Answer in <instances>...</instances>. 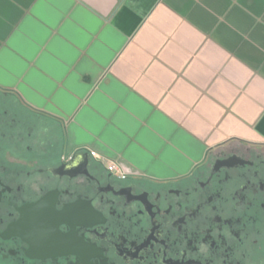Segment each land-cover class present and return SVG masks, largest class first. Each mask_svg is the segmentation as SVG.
<instances>
[{"label":"crops","instance_id":"crops-1","mask_svg":"<svg viewBox=\"0 0 264 264\" xmlns=\"http://www.w3.org/2000/svg\"><path fill=\"white\" fill-rule=\"evenodd\" d=\"M64 155L155 181L264 145V0H0V95Z\"/></svg>","mask_w":264,"mask_h":264},{"label":"flooded vegetation","instance_id":"flooded-vegetation-1","mask_svg":"<svg viewBox=\"0 0 264 264\" xmlns=\"http://www.w3.org/2000/svg\"><path fill=\"white\" fill-rule=\"evenodd\" d=\"M0 95V264H264V145L192 174L119 178L64 155Z\"/></svg>","mask_w":264,"mask_h":264},{"label":"built area","instance_id":"built-area-1","mask_svg":"<svg viewBox=\"0 0 264 264\" xmlns=\"http://www.w3.org/2000/svg\"><path fill=\"white\" fill-rule=\"evenodd\" d=\"M89 154L91 157L96 158L102 164L104 163V160L102 159V157L97 155L95 152H90ZM107 171L119 178H126L128 176H132V174H130L127 170L123 169L118 164H112V165L107 166Z\"/></svg>","mask_w":264,"mask_h":264},{"label":"water","instance_id":"water-1","mask_svg":"<svg viewBox=\"0 0 264 264\" xmlns=\"http://www.w3.org/2000/svg\"><path fill=\"white\" fill-rule=\"evenodd\" d=\"M87 155H88V156H90V154H89V153H87Z\"/></svg>","mask_w":264,"mask_h":264}]
</instances>
